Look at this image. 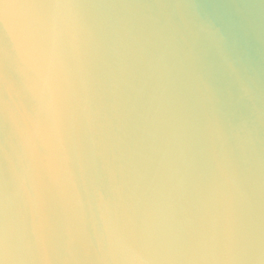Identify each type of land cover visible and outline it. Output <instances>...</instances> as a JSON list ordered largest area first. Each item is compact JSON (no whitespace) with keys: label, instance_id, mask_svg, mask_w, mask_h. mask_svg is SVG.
I'll use <instances>...</instances> for the list:
<instances>
[{"label":"clouds","instance_id":"9594fccd","mask_svg":"<svg viewBox=\"0 0 264 264\" xmlns=\"http://www.w3.org/2000/svg\"><path fill=\"white\" fill-rule=\"evenodd\" d=\"M5 7L0 264H264V18L197 0L108 14L132 45L142 136L85 182L64 147V85L97 14Z\"/></svg>","mask_w":264,"mask_h":264},{"label":"water","instance_id":"95a60500","mask_svg":"<svg viewBox=\"0 0 264 264\" xmlns=\"http://www.w3.org/2000/svg\"><path fill=\"white\" fill-rule=\"evenodd\" d=\"M71 3L97 14L88 56L68 73L64 85V147L83 169L85 182L105 175V169L126 159L141 140L137 93L129 72V41L109 26L108 14L132 16L148 9L173 8L189 0H0V40L6 35L5 14L18 9L6 5ZM222 13L264 18L261 0H197ZM8 99L0 83V100ZM4 162L0 156V170Z\"/></svg>","mask_w":264,"mask_h":264}]
</instances>
